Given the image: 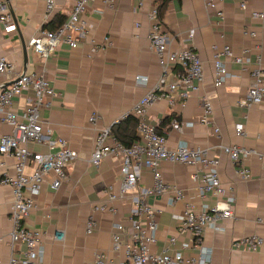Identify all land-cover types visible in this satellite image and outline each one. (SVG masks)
I'll list each match as a JSON object with an SVG mask.
<instances>
[{"label":"crops","instance_id":"1","mask_svg":"<svg viewBox=\"0 0 264 264\" xmlns=\"http://www.w3.org/2000/svg\"><path fill=\"white\" fill-rule=\"evenodd\" d=\"M6 1L16 31L7 33L0 22V58L5 57L14 64L17 76L43 74L57 93L50 109L42 114L52 135L46 138V145L34 143L29 149L38 153L54 152L56 150H51L49 144L62 138L79 154L78 161L65 169L67 180L58 191L50 187L52 177L42 184L27 226L42 235L45 264H87L98 254H104L115 263L123 261L124 248L120 253L112 250L113 225H124L123 240L126 243L131 201L113 203L115 215L96 211L108 203L110 186L119 193L122 157L111 156L99 167L92 166L90 159L99 131L112 127L161 77L159 59L148 41L150 22L147 15L154 0H145L143 4L140 0H112L113 6H108V0H95L85 14L91 37L98 45L108 39L112 46L93 55L87 39L77 49L61 45L46 63L28 42L41 30H48L47 26L58 15L68 18L76 0H56V10L51 16L46 13V0ZM219 11H223L224 20L217 16ZM253 12L264 13V0H248L246 11L240 8V0H222L217 9L208 8L205 0H171L164 16V26L171 35L170 48L173 51L184 48L190 42L188 31L195 29L192 42L204 62L205 81L199 92L189 99L176 98L174 105L160 101L149 112L150 122L159 133L166 135L171 150L182 144L211 149L212 157L219 161L222 181L236 187L238 199L234 219L225 223L222 232L207 230L205 233V244L214 251V264H264V246L257 253L232 247L234 242L247 236L259 235L264 239V223L258 222L264 218V163L257 158L248 160L246 166L252 178L243 181L236 166L219 149L220 145H237L264 151V104L249 110L239 107L253 84L251 73L231 64L232 76L223 87L216 88L213 67V46L217 45L221 48L230 46L235 56L243 57L249 63L251 70L259 66L258 59L261 58L264 69V20L254 19ZM251 32L256 34L255 38L247 35ZM137 77L146 78L147 83H138ZM14 80L15 77L0 78V84ZM206 99L212 104L214 123L221 131L220 136L214 135L212 128L198 124ZM25 108L26 95L15 102L16 110ZM94 114L99 119L90 123ZM171 115L174 116L172 121L163 125ZM174 120L180 125L196 124L180 131L172 126ZM240 123L245 126V137L236 135L235 128ZM11 132L12 128L3 124L0 117V138ZM1 163L5 166L0 165V264H8L13 228L10 220L12 191L1 185V179L5 173H14L15 159L0 155ZM197 171L186 165L168 162L161 165L166 183L187 190L196 186L192 176ZM152 185L151 171H144L140 188ZM167 199L164 196L149 200L159 211L158 244L153 249L156 252L164 249L168 238L177 236L178 222L174 216L184 210V203L170 207ZM90 218L97 223L91 235L87 234Z\"/></svg>","mask_w":264,"mask_h":264},{"label":"built area","instance_id":"2","mask_svg":"<svg viewBox=\"0 0 264 264\" xmlns=\"http://www.w3.org/2000/svg\"><path fill=\"white\" fill-rule=\"evenodd\" d=\"M94 1L76 0L64 24L55 31L41 30L37 36L30 39L28 46L44 63L61 45L77 49L86 39L92 46L93 55L110 48L112 43L108 39L102 45L96 43L85 20V14ZM140 1L142 4L145 2ZM220 1L222 0H205L210 9H217ZM56 4V0H46L48 16L55 12ZM107 4L113 6V1L108 0ZM240 8L246 11L248 0H240ZM147 16L150 22L148 41L150 49L159 59L161 77L131 110L113 123L112 127L99 131L90 159L92 166L99 167L111 156L122 157L119 193L116 194L114 187L110 186L108 203L98 207L96 211L115 215L117 211L113 203L131 201L129 239L126 243L123 240L124 225H113L112 250L114 253H120L124 248L125 259L115 263L108 260L104 254H98L95 260L87 264H214V251L205 244V233L207 230L222 232L225 223L234 219L238 199L236 187L222 181L218 171L219 161L212 157L211 149L192 148L182 144L171 150L166 135L159 133L157 127L149 120L151 108L160 101L174 105L176 98L187 100L199 92L204 84V62L192 42L196 30L188 31L187 40L190 42L184 48L173 51L169 44L171 35L155 5L149 9ZM217 16L224 20L223 11H219ZM252 17L264 20V13L253 12ZM0 22L7 33L16 31L6 0H0ZM247 35L256 37L254 32ZM213 52L214 86L223 87L232 76L231 64L238 65L243 72L251 73L253 78V84L247 96L239 102V107L249 110L264 104V69L261 58L258 59L259 66L251 70L249 63L243 57L235 56L230 46L221 48L215 45ZM7 77H15L12 85L0 89L1 121L12 128L10 135L0 138V155L15 159L14 173H5L1 179V185L10 187L12 191L10 220L13 228L10 234L11 256L8 264H45L42 235L29 229L27 222L36 208L35 198L39 195L42 184L52 177L50 187L53 191H58L67 180L65 169L78 161L79 154L62 138L49 144L51 150H56L54 152L38 153L29 149V145L34 143L46 145V138L52 135V130L46 127L42 114L50 109L57 93L43 74L17 76L14 64L2 57L0 78ZM136 81L147 83V79L142 77H137ZM24 95L26 108L16 110L15 102ZM202 110L198 124L212 128L213 134L220 136L221 131L214 123V110L210 100H204ZM130 118L137 120V139L132 146L125 147L112 134V128ZM98 119L99 116L94 114L89 121L96 123ZM195 124L192 122L180 125L174 120L172 126L182 131L184 127H194ZM235 130L237 136H246L243 124H237ZM219 149L236 166V172L243 181L252 178L251 171L246 166L248 160L257 158L264 163V151L237 145H220ZM164 162L197 168L198 171L192 176L196 186L187 190L166 183L161 172ZM0 165L5 166L4 163ZM144 171H151L153 175L151 187L140 188ZM164 196L168 197V206L184 203V210L182 214L174 216L178 222L177 236L168 238L164 249L156 252L153 249L158 244L159 211L149 200ZM258 222L264 223V218ZM96 226L95 219L90 218L87 222V234L91 235ZM182 238L184 240H181ZM263 246L264 239L259 235L244 237L232 245L235 250H247L251 253L259 252Z\"/></svg>","mask_w":264,"mask_h":264},{"label":"trees","instance_id":"3","mask_svg":"<svg viewBox=\"0 0 264 264\" xmlns=\"http://www.w3.org/2000/svg\"><path fill=\"white\" fill-rule=\"evenodd\" d=\"M171 0H154V5L159 11V16L164 20L165 13L168 8V4ZM67 20L65 16L58 15L54 21L47 26L49 31L57 30L64 22ZM54 26L53 28H49ZM173 115L169 116L163 121V125L169 124ZM137 120L135 118H130L127 121H124L118 125L113 126L112 134L118 139V141L123 144L125 147H130L137 139Z\"/></svg>","mask_w":264,"mask_h":264},{"label":"water","instance_id":"4","mask_svg":"<svg viewBox=\"0 0 264 264\" xmlns=\"http://www.w3.org/2000/svg\"><path fill=\"white\" fill-rule=\"evenodd\" d=\"M24 74H26V73H24ZM14 82H15V81H12V82H10V83H6V84H2V85H0V89L5 88V87H8V86L12 85Z\"/></svg>","mask_w":264,"mask_h":264}]
</instances>
